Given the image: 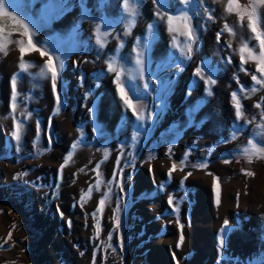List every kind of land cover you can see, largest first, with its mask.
<instances>
[{
  "label": "rangeland",
  "instance_id": "1",
  "mask_svg": "<svg viewBox=\"0 0 264 264\" xmlns=\"http://www.w3.org/2000/svg\"><path fill=\"white\" fill-rule=\"evenodd\" d=\"M251 2L236 0L239 10ZM124 3L5 0L0 264H264V158L249 163L237 154L248 139L264 145V87L252 78L264 74L249 55L261 50L247 16L241 20L235 5L226 11L228 0H128L131 16ZM184 17L194 42L183 34ZM16 20L47 53H26L36 65L27 70L15 43L26 46L27 36ZM188 45L190 59L181 54ZM48 55L60 69L59 108L50 74L39 77ZM116 73L143 119L122 103Z\"/></svg>",
  "mask_w": 264,
  "mask_h": 264
},
{
  "label": "snow or ice",
  "instance_id": "2",
  "mask_svg": "<svg viewBox=\"0 0 264 264\" xmlns=\"http://www.w3.org/2000/svg\"><path fill=\"white\" fill-rule=\"evenodd\" d=\"M181 3H188V0H181ZM234 5L236 6V8L238 9L237 14L240 17L241 20H243L244 16H247L248 19V24L247 27L248 29L255 33V38L257 39V41H259V46H260V56L256 57L255 55H253L252 52H249V55L252 57L253 60H256L257 62V71L261 72L262 74H264V13H259L258 12V5H264V0H252L251 2V10L249 9H243V10H239V5L236 3V0H228V6L226 11L228 12H232L233 11V7ZM124 8L125 11L128 13V15H133V12L135 11L134 9L129 11L128 9V0H125L124 3ZM11 14L7 11H5V0H0V16H10ZM209 19H212L211 16L208 17ZM13 19H16L15 17H13ZM185 21V32L183 33L184 35H186L187 40L189 41H195V29H193L191 26H189L186 21H187V17L183 18ZM173 20V17L169 16L168 17V21H169V31L172 32L174 29L171 27V22ZM4 23L3 21H0V24ZM16 23L23 29V34L27 36V45L25 46V42L23 40H18L15 41V43L17 45H19V52H20V59H21V64L20 67L22 69L27 70L30 67H35L36 65L25 62L24 61V56L26 55V53L30 52V51H39L40 55L43 57L45 55H47V53L45 51H43L42 49L38 48L34 43H33V39L32 37L35 34L34 29H30L28 24H25L24 21L22 20H16ZM259 24L260 26V31L257 30V25ZM134 26V21H129V27ZM243 26V25H241ZM149 30L152 29L153 25H149ZM225 29H227L229 31L230 34H234V28L233 26H230L228 24H225ZM3 31V28H0V32ZM97 32H99V28H97ZM221 34L218 33V38ZM98 45H100L101 47L103 46L102 44H100L99 39L97 40ZM177 43V41L175 40V38L173 39V45L175 46V44ZM242 43H244L242 41ZM6 45L0 41V51H3L5 49ZM247 44H244V46H242L239 51L241 53V64L243 65L244 63H246L245 61V57H244V52L247 49ZM135 51V49H134ZM193 48L191 47V45L187 46V50L185 51L184 49H181V54L182 56H184L187 59L191 58V54H192ZM138 56H140L141 54H137ZM136 65L138 66V68L141 70V72L143 71V61L139 58L136 59L135 61ZM108 70L110 72L115 71V69L113 68L112 64L109 63L108 65ZM243 70V69H242ZM59 71L60 69L57 68L56 63L53 59V57L51 55H48V59L47 61L40 66V70H39V77L42 79H48L49 78V74H50V81H51V87H52V91L53 94L56 96V101H57V108H59L60 105V96H59V91H58V84H59ZM201 74V70L199 68L196 69L195 71V75L200 76ZM201 78L203 79V77L201 76ZM253 80L256 81L258 84H260L262 87H264V81L258 80L257 77L255 75H253ZM116 82H117V92L118 95L122 101V103L127 107L132 109L133 114L137 115V119H143L142 114L138 115L137 114V109L135 107V105L132 103V99L135 98L134 95H129V93L125 92L124 87L122 86V81H121V76L120 73H116ZM209 83H215L214 80H205V84L208 85ZM257 89L256 88H252L251 91L255 92ZM131 91V90H129ZM241 91H243V89H241ZM12 92H13V110H15V106H16V101H17V86H16V78H13V82H12ZM233 100L236 101L234 107H235V112H236V117L238 120L243 118V110H242V106L239 103L238 99H237V95L236 93H233L232 96ZM258 107L260 105H257ZM91 111V110H90ZM14 131L12 133L13 137L17 140V142L19 143V141L21 140V131H20V125L16 124L14 121ZM38 130H39V126H38ZM236 137V132L234 131L232 134V139H234ZM73 147L75 148V145H73ZM237 154L240 157H247V160L249 163L252 162V158L256 157L257 159H261L264 158V145L258 144L256 141H254L253 139H248L247 144L241 146L238 150H237ZM66 157V160L70 158ZM105 158H107V153H105ZM228 162V161H225ZM117 164H119V159L117 160ZM206 167V165H204ZM63 167V165H62ZM97 168H99V165H97ZM177 168L176 164H173L172 168L169 171V175H171L172 171H175ZM247 175H253V173L251 172H247ZM100 183H103V181H98L97 185H99ZM216 181L214 180L213 183V187L214 190L216 189ZM97 190H99V187H97ZM89 193H91L92 189L90 188ZM109 193L105 192L104 193V198H102L99 202H98V207H97V212H102L103 210V206L106 203V200L108 198ZM83 198V197H82ZM172 199L171 197L169 198V204H172ZM119 211V209H117ZM116 226L119 227L120 226V218L116 217ZM109 238H111V234H109ZM182 239V238H181ZM179 246V245H178Z\"/></svg>",
  "mask_w": 264,
  "mask_h": 264
}]
</instances>
